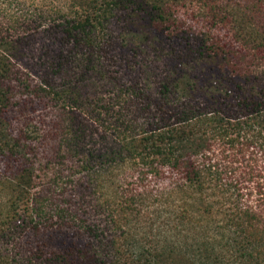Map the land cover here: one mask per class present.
<instances>
[{
	"label": "trees",
	"instance_id": "trees-1",
	"mask_svg": "<svg viewBox=\"0 0 264 264\" xmlns=\"http://www.w3.org/2000/svg\"><path fill=\"white\" fill-rule=\"evenodd\" d=\"M162 5L71 0L65 9L52 8L42 34L60 47L54 53L39 48L35 82L21 65L28 40L0 37V125L13 140L11 147L0 142V157L18 155L26 166V151L50 147L49 157L37 161L38 172L54 169L49 183L57 194L35 191L27 225L41 242L55 231L71 236L50 253L47 242L37 243L38 264H264V97L261 103L236 95L229 123L214 113V101H194L179 86L183 75L174 73L153 100L134 83L119 87L112 102L96 101L88 115L79 111L76 82L84 72L100 71L92 63L114 45L112 23L147 7L162 18ZM239 5L222 21L244 50L264 60V0ZM22 103L40 114L33 123L17 122L15 130L6 114ZM226 126L234 138L226 139ZM29 129L35 136L25 135ZM238 164L245 167H233Z\"/></svg>",
	"mask_w": 264,
	"mask_h": 264
},
{
	"label": "rangeland",
	"instance_id": "rangeland-1",
	"mask_svg": "<svg viewBox=\"0 0 264 264\" xmlns=\"http://www.w3.org/2000/svg\"><path fill=\"white\" fill-rule=\"evenodd\" d=\"M70 1L0 0V37L12 36L14 39L22 36L23 40H28V59L22 60L21 65L34 82L35 75L39 74L35 71V56L39 48L44 47L45 50L48 47L54 53L60 47L57 41L42 34L41 25L49 20L52 8L65 9ZM239 4L240 0H163L162 18H158L159 12L152 11L150 7L132 9L119 16L110 27L113 38H116L114 45L100 63H92L100 71L84 72L85 79L76 82L82 86L79 111L88 115L96 101L112 102L109 98L119 87L134 83L145 87L143 93L153 100L159 84L174 73L183 75L179 86L187 87V93H191L194 101L203 105H207V100L214 101V113L219 117H230L229 123L233 122L236 111V95L243 93V97L249 95L263 103L264 60L255 56L252 49L244 50L242 44L233 39L229 24L222 21L226 10ZM123 103L125 108L130 100ZM23 104H13L6 114L15 130L17 122L22 125L33 123L40 114L35 111V105L32 109L23 107ZM259 118L264 127V115ZM1 127L0 142L6 141V147H11L13 140L8 141ZM232 129L231 126L225 127L226 139L234 138ZM30 133L35 136L32 129L25 135ZM228 135H232L231 138ZM33 149L26 151L31 163L26 166L15 158L18 155L0 157V264H38L41 259L36 258L40 257L35 252L37 243L47 242L44 251L50 253L71 239L69 231L64 230L60 234L58 231L49 233V238L41 242L35 235V228L27 225L28 214L35 211V191L44 195L57 194L49 183L54 169L41 167L38 172L37 161L49 157L46 153L50 147L36 149L35 146ZM261 149L258 146L257 150ZM41 152L43 155L39 154ZM259 165L264 167L262 163ZM123 167H129V164ZM233 167H245V164ZM38 174L40 178H37ZM25 182H29V186ZM251 198L255 199V196Z\"/></svg>",
	"mask_w": 264,
	"mask_h": 264
}]
</instances>
